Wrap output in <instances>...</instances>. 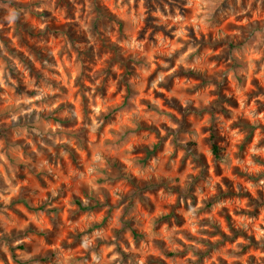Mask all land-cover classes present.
<instances>
[{"label":"rangeland","instance_id":"374dc122","mask_svg":"<svg viewBox=\"0 0 264 264\" xmlns=\"http://www.w3.org/2000/svg\"><path fill=\"white\" fill-rule=\"evenodd\" d=\"M0 264H264V0H0Z\"/></svg>","mask_w":264,"mask_h":264},{"label":"trees","instance_id":"16d2710c","mask_svg":"<svg viewBox=\"0 0 264 264\" xmlns=\"http://www.w3.org/2000/svg\"><path fill=\"white\" fill-rule=\"evenodd\" d=\"M216 138V135L215 134H212L211 136V141H212V150H213V153H214V156L216 159H221L223 158V155L221 153V147L219 146V144L216 142L215 140ZM78 204L82 207V208H86L82 202H78Z\"/></svg>","mask_w":264,"mask_h":264},{"label":"clouds","instance_id":"9594fccd","mask_svg":"<svg viewBox=\"0 0 264 264\" xmlns=\"http://www.w3.org/2000/svg\"><path fill=\"white\" fill-rule=\"evenodd\" d=\"M18 13L15 10H10V14L8 16L9 22H14V20L17 18Z\"/></svg>","mask_w":264,"mask_h":264}]
</instances>
